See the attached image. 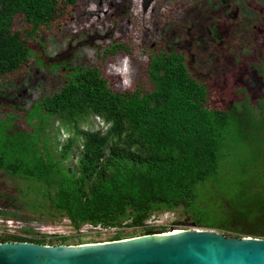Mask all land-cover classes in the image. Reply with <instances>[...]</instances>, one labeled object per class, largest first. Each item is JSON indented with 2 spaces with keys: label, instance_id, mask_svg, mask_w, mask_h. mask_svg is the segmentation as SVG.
I'll return each mask as SVG.
<instances>
[{
  "label": "trees",
  "instance_id": "obj_1",
  "mask_svg": "<svg viewBox=\"0 0 264 264\" xmlns=\"http://www.w3.org/2000/svg\"><path fill=\"white\" fill-rule=\"evenodd\" d=\"M77 1L0 0V81L38 61L31 45L39 31L57 20L60 7ZM255 10L264 13V7ZM15 17L25 29L12 28ZM78 46L94 48L104 61L130 53L121 43ZM144 50L147 84L131 72L127 91L113 90L98 66L73 68V54L61 66L53 62L65 55L45 59L42 69L63 72L64 82L24 114L29 130L0 120V175L22 181L24 191L15 195L33 213L63 216L75 231L90 226L163 234L169 229L147 222L182 210L197 228L263 240L264 97L257 105L245 99L209 109L208 79L194 73L188 53ZM263 66L255 67L264 76ZM95 118L98 127L91 131ZM124 237L118 233L111 242ZM67 240L57 238L62 245ZM0 243L54 244L43 236Z\"/></svg>",
  "mask_w": 264,
  "mask_h": 264
},
{
  "label": "rangeland",
  "instance_id": "obj_2",
  "mask_svg": "<svg viewBox=\"0 0 264 264\" xmlns=\"http://www.w3.org/2000/svg\"><path fill=\"white\" fill-rule=\"evenodd\" d=\"M256 7H264V0H78L72 7H60L57 20L41 29L31 45V55L38 61L0 81V120L29 130L24 114L39 99L57 92L64 82L63 72L58 76L42 69L48 58L65 55L53 62L61 66L73 54L69 58L73 68L98 66L113 90L127 91L134 82L131 72L147 84L144 48L154 53L161 48L188 53L194 73L208 79L209 109L223 110L230 101L237 104L245 99L257 105V100L264 97V76L255 67L264 64V13ZM12 28H26L21 17L14 18ZM83 43L100 48L121 43L129 46L130 53L104 61L96 57L94 48L78 46ZM261 71L264 73V66ZM14 113L17 121H13ZM56 127L54 123L51 135ZM97 127V118L92 119L90 130ZM65 139L64 133L58 142ZM0 190L5 192L0 195L5 197L0 198V239L43 236L54 242L51 246L73 247L111 242L118 233L127 239L144 235L130 228L84 226L75 231L65 217L49 219L46 214L33 213L18 199L15 192L24 191L22 181L0 175ZM147 225L165 227L168 232L205 230L197 228L182 210L157 214ZM59 237L68 240L62 245Z\"/></svg>",
  "mask_w": 264,
  "mask_h": 264
},
{
  "label": "water",
  "instance_id": "obj_3",
  "mask_svg": "<svg viewBox=\"0 0 264 264\" xmlns=\"http://www.w3.org/2000/svg\"><path fill=\"white\" fill-rule=\"evenodd\" d=\"M0 264H264V239L197 230L73 247L0 243Z\"/></svg>",
  "mask_w": 264,
  "mask_h": 264
},
{
  "label": "clouds",
  "instance_id": "obj_4",
  "mask_svg": "<svg viewBox=\"0 0 264 264\" xmlns=\"http://www.w3.org/2000/svg\"><path fill=\"white\" fill-rule=\"evenodd\" d=\"M99 126H101L102 128L104 127V124L103 123H99ZM108 127V126H107Z\"/></svg>",
  "mask_w": 264,
  "mask_h": 264
},
{
  "label": "bare ground",
  "instance_id": "obj_5",
  "mask_svg": "<svg viewBox=\"0 0 264 264\" xmlns=\"http://www.w3.org/2000/svg\"><path fill=\"white\" fill-rule=\"evenodd\" d=\"M179 232H180V231H179ZM173 233H178V232H175V231H174Z\"/></svg>",
  "mask_w": 264,
  "mask_h": 264
}]
</instances>
